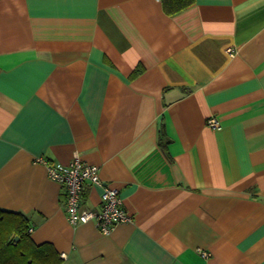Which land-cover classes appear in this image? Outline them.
I'll list each match as a JSON object with an SVG mask.
<instances>
[{
  "label": "crops",
  "instance_id": "1",
  "mask_svg": "<svg viewBox=\"0 0 264 264\" xmlns=\"http://www.w3.org/2000/svg\"><path fill=\"white\" fill-rule=\"evenodd\" d=\"M39 156L131 219L71 224ZM0 208L61 264H264V0H0Z\"/></svg>",
  "mask_w": 264,
  "mask_h": 264
},
{
  "label": "built area",
  "instance_id": "2",
  "mask_svg": "<svg viewBox=\"0 0 264 264\" xmlns=\"http://www.w3.org/2000/svg\"><path fill=\"white\" fill-rule=\"evenodd\" d=\"M208 124L219 127L214 117L208 119ZM35 161L45 166L50 179L65 186L64 209L71 224L94 221L102 232L107 233L116 223L131 219L122 205L118 189L102 183L97 165L83 161L78 156L69 163L52 162L41 156L36 157ZM92 184L102 187L100 206L98 209H83L80 203L82 191L85 186ZM198 251L204 257L209 256L207 251L200 248Z\"/></svg>",
  "mask_w": 264,
  "mask_h": 264
},
{
  "label": "trees",
  "instance_id": "3",
  "mask_svg": "<svg viewBox=\"0 0 264 264\" xmlns=\"http://www.w3.org/2000/svg\"><path fill=\"white\" fill-rule=\"evenodd\" d=\"M168 14L177 13L194 0H161ZM137 72L135 71L133 75ZM164 143L168 140L161 138ZM29 220L19 211L0 208V264H61L62 258L49 242L36 243ZM15 237H18L15 240Z\"/></svg>",
  "mask_w": 264,
  "mask_h": 264
},
{
  "label": "water",
  "instance_id": "4",
  "mask_svg": "<svg viewBox=\"0 0 264 264\" xmlns=\"http://www.w3.org/2000/svg\"><path fill=\"white\" fill-rule=\"evenodd\" d=\"M18 239V237H15V240H17Z\"/></svg>",
  "mask_w": 264,
  "mask_h": 264
}]
</instances>
